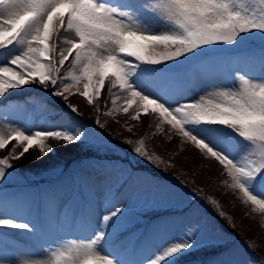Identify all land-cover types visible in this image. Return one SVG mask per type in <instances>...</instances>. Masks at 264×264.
<instances>
[{
    "label": "rangeland",
    "instance_id": "obj_1",
    "mask_svg": "<svg viewBox=\"0 0 264 264\" xmlns=\"http://www.w3.org/2000/svg\"><path fill=\"white\" fill-rule=\"evenodd\" d=\"M0 109V264H177L223 247L202 264H264V0H0ZM45 109L61 111L44 121ZM172 141L187 175L164 156ZM50 143L84 152L59 185L52 164L35 171ZM132 166L109 203L105 188ZM152 168L162 180L144 176ZM192 171L206 195L181 187ZM80 187L83 213L70 205Z\"/></svg>",
    "mask_w": 264,
    "mask_h": 264
},
{
    "label": "trees",
    "instance_id": "obj_2",
    "mask_svg": "<svg viewBox=\"0 0 264 264\" xmlns=\"http://www.w3.org/2000/svg\"><path fill=\"white\" fill-rule=\"evenodd\" d=\"M52 113H54V112H52ZM88 115V114H87ZM80 116H82V115H80ZM83 116H86L85 114H83ZM89 116V115H88ZM88 118H90V117H88ZM86 119V117H84V119L83 120H85ZM133 133L135 134V133H138L137 135H140V132H137V131H133ZM138 137V136H137ZM170 141V140H169ZM176 141V140H175ZM158 142H162V141H158ZM174 141H172V142H166L165 143V145L164 146H162L161 148H164L165 150V152H164V156L165 157H167L168 159H167V161H171L172 162V164H173V168H174V165H175V167H177L178 168V171L179 172H181V173H184V174H188L189 173V170H187V169H185L180 163H177L176 161H174V159H175V157L177 156V150L176 149H170V144H172ZM72 149V148H71ZM58 153H61V152H59L58 151ZM60 156H63V155H60ZM40 165H42V167L44 168V169H46L47 168V166L49 165V163H48V161H46V160H44V161H40ZM25 167V166H24ZM171 167V168H172ZM23 168V167H22ZM27 168V167H26ZM172 168V169H173ZM215 170L217 171L216 172V174H218V170L215 168ZM156 171V170H155ZM165 172H167V173H172V174H175V175H178V174H176L173 170H170V171H166L165 170ZM186 174V175H187ZM179 176H183L182 174L181 175H179ZM180 177V178H181ZM184 177V179H182V180H184V181H186V180H190V182H188V181H186L187 183H188V185H186L187 187L188 186H194L195 188H201V189H203L204 191H205V193H207V190L205 189V187H207L206 185H204V184H202V182L201 181H199L198 180V174H197V172H195V171H192V173H191V175L190 176H187V177H185V176H183ZM211 178H212V180L215 178V176H213V175H211ZM186 179V180H185ZM224 207V206H223ZM225 208V207H224ZM226 209V208H225ZM239 220H240V218H239ZM240 227H244L245 228V226L246 225H244V224H242L241 222H239V224H238Z\"/></svg>",
    "mask_w": 264,
    "mask_h": 264
},
{
    "label": "bare ground",
    "instance_id": "obj_3",
    "mask_svg": "<svg viewBox=\"0 0 264 264\" xmlns=\"http://www.w3.org/2000/svg\"><path fill=\"white\" fill-rule=\"evenodd\" d=\"M194 189V190H198L199 192H202L203 194H205L206 195V193H205V191L203 190V189H201V188H195L194 186H190V189Z\"/></svg>",
    "mask_w": 264,
    "mask_h": 264
}]
</instances>
